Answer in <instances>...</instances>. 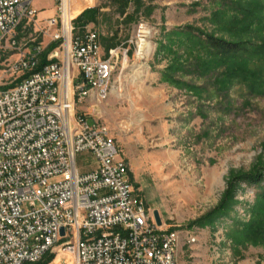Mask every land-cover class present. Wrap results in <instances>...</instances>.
I'll return each instance as SVG.
<instances>
[{
  "label": "rangeland",
  "instance_id": "rangeland-1",
  "mask_svg": "<svg viewBox=\"0 0 264 264\" xmlns=\"http://www.w3.org/2000/svg\"><path fill=\"white\" fill-rule=\"evenodd\" d=\"M78 1L76 17L98 11L95 22L76 32L94 30L103 49L127 52L112 73V84L122 79L121 87L104 102L77 103L76 111L109 129L134 195L149 215L157 210L177 230L176 264H264L259 187L233 178L264 172V55L245 64L219 61L192 34L264 42V0H130L123 13L119 1ZM33 7L42 18L54 14V0H34ZM37 37L24 24L15 39L20 49H31L34 39L48 46ZM140 39L148 44L143 58L135 53ZM16 52L0 49V74ZM76 163L93 165L86 154ZM68 260L60 252L50 262Z\"/></svg>",
  "mask_w": 264,
  "mask_h": 264
},
{
  "label": "built area",
  "instance_id": "built-area-1",
  "mask_svg": "<svg viewBox=\"0 0 264 264\" xmlns=\"http://www.w3.org/2000/svg\"><path fill=\"white\" fill-rule=\"evenodd\" d=\"M33 1L0 0V49L17 50L0 74V264H35L60 252L70 256L64 264H176L177 230L158 225L153 211V229L142 228L147 207L121 179L125 159L115 138L76 111L121 87L122 79L107 84L106 74L116 72L113 63L124 66L127 51L103 49L94 30L76 33L78 0H54L46 18ZM24 24L53 46L38 70L47 47L34 39L31 49L18 48ZM137 45L140 57L147 43ZM79 154L93 165L80 168ZM151 246H159L160 262L149 259Z\"/></svg>",
  "mask_w": 264,
  "mask_h": 264
},
{
  "label": "trees",
  "instance_id": "trees-1",
  "mask_svg": "<svg viewBox=\"0 0 264 264\" xmlns=\"http://www.w3.org/2000/svg\"><path fill=\"white\" fill-rule=\"evenodd\" d=\"M119 1L120 11L123 13L126 9L130 0H114ZM97 8H90L84 10L80 15H78L74 20L75 29L79 27H83L90 22H95ZM79 26V27H78ZM77 34H81V32H76ZM191 34V33H190ZM194 38L196 40V44L200 46L209 57L215 58L219 61L224 62H239L245 64L247 60H250L252 56H263L264 55V42H254L251 40L245 41H232L226 40L221 37H215L209 34L203 33H193ZM108 45L107 48H109ZM53 46H49L46 48L40 55L39 65L36 70H38L42 65L46 63V56L49 50ZM249 80L251 78H244ZM252 82V81H251ZM250 82V83H251ZM129 176V172H128ZM130 180V177H128ZM233 178L242 179L249 183L251 186L259 187L257 192V198L264 202V172H260L259 169L252 170L250 172H241L236 174ZM131 181V180H130ZM229 186L232 187V180L229 182ZM230 187L227 191H225V196L227 197L230 193ZM223 204L220 206L218 210L222 211ZM53 258V254H47L42 261H39L35 264H49L51 259Z\"/></svg>",
  "mask_w": 264,
  "mask_h": 264
},
{
  "label": "bare ground",
  "instance_id": "bare-ground-1",
  "mask_svg": "<svg viewBox=\"0 0 264 264\" xmlns=\"http://www.w3.org/2000/svg\"><path fill=\"white\" fill-rule=\"evenodd\" d=\"M148 45V44H147ZM147 45L144 49L147 50ZM139 53V45H136V52ZM144 53V52H143ZM143 53H141V58H143ZM115 63H113V70L115 69L114 66ZM120 64V63H117ZM119 79V77H118ZM106 83L107 84H112V73H107L106 74ZM111 92H105V101L108 99L109 95ZM103 137H110V132L109 130H103ZM118 169L121 170V179H125L128 183L129 179L128 177V169H127V163L125 160H118ZM141 223H142V228L145 229H153V222H152V216L149 215V213L146 211L141 212ZM149 259H151V262H160V251H159V246H151L149 248Z\"/></svg>",
  "mask_w": 264,
  "mask_h": 264
},
{
  "label": "water",
  "instance_id": "water-1",
  "mask_svg": "<svg viewBox=\"0 0 264 264\" xmlns=\"http://www.w3.org/2000/svg\"><path fill=\"white\" fill-rule=\"evenodd\" d=\"M153 216H154V218H155L156 223H157L158 225H161V219H160V216H159V213H158L157 210H154V211H153ZM60 233H61V235H63V233H64L63 228H61Z\"/></svg>",
  "mask_w": 264,
  "mask_h": 264
}]
</instances>
